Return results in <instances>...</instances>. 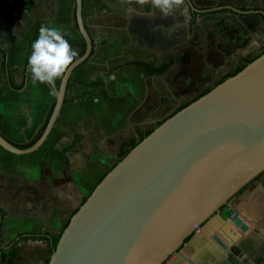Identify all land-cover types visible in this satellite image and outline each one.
<instances>
[{
	"label": "crops",
	"instance_id": "crops-1",
	"mask_svg": "<svg viewBox=\"0 0 264 264\" xmlns=\"http://www.w3.org/2000/svg\"><path fill=\"white\" fill-rule=\"evenodd\" d=\"M194 1L201 7L205 0ZM208 1L215 4L212 13L204 12L191 26L192 10L184 0L168 15L152 0H83L93 54L73 71L52 132L35 154L0 147L5 213L0 248L8 255L3 260L0 252V264H46L52 240L124 152L203 83H219L264 52V0ZM42 24L62 30L78 58L83 55L76 0H0V46L8 51V68L0 51V133L15 144H27L42 132L62 81L53 90L34 82L28 71L31 44ZM138 63L168 69L158 73ZM96 81L101 85H87ZM179 83L188 86L181 90ZM223 210L249 229L229 215L215 216L167 264H264L259 235L264 233V174ZM20 235L45 239L12 246Z\"/></svg>",
	"mask_w": 264,
	"mask_h": 264
},
{
	"label": "water",
	"instance_id": "water-1",
	"mask_svg": "<svg viewBox=\"0 0 264 264\" xmlns=\"http://www.w3.org/2000/svg\"><path fill=\"white\" fill-rule=\"evenodd\" d=\"M184 1L194 12L213 11ZM76 19L86 49L55 90L46 128L25 149L0 133L5 151L36 153L52 132L73 71L93 51L83 0H76ZM263 174L264 53L167 118L119 160L70 218L48 264H167L215 216L225 218L223 209Z\"/></svg>",
	"mask_w": 264,
	"mask_h": 264
},
{
	"label": "clouds",
	"instance_id": "clouds-1",
	"mask_svg": "<svg viewBox=\"0 0 264 264\" xmlns=\"http://www.w3.org/2000/svg\"><path fill=\"white\" fill-rule=\"evenodd\" d=\"M181 0H152L154 7L165 14L173 13ZM28 56V71L34 82L46 83L53 90L57 80H62L70 67L78 62V53L65 34L57 27L41 25L39 35L31 44Z\"/></svg>",
	"mask_w": 264,
	"mask_h": 264
},
{
	"label": "trees",
	"instance_id": "trees-1",
	"mask_svg": "<svg viewBox=\"0 0 264 264\" xmlns=\"http://www.w3.org/2000/svg\"><path fill=\"white\" fill-rule=\"evenodd\" d=\"M191 2L195 5V7L197 8V9H199V10H204V11H206V10H209V9H212L213 8V6L215 5L213 2H211V1H208V0H205V1H203L204 3V5H202L201 7L200 6H198V4L194 1V0H191ZM217 6V5H216ZM212 13V12H211ZM204 13H197V12H194V11H191V15H192V19H191V26H193V25H195L196 24V22H197V19L199 18V16H201V15H203ZM85 49H86V45H85V47H84V51L83 52H85ZM0 51L4 54V57H5V60H4V63H3V65H4V67L5 68H8V64H7V61H6V56H7V54H8V51L5 49V48H2L1 46H0ZM264 53V52H263ZM262 53V54H263ZM92 54H93V52H92ZM260 56V55H259ZM258 56V57H259ZM257 58V57H256ZM256 58H253V59H249V60H246L242 65H240L235 71H233L232 73H229L228 75H226L219 83H217L215 86H217L218 84H220V83H222L224 80H226L227 78H229V77H231V76H234V75H236L237 73H239L240 71H242L250 62H252V61H254ZM138 65H140V66H145V67H147V68H149V69H151L152 71H156V72H158V73H163L164 71H166L167 69H168V66H164V67H162V68H159V69H155V68H152L151 66H149V65H147V64H142V63H138ZM27 66H28V62H27ZM87 85H90V86H97V85H101V83L99 82V81H96V82H91V83H88ZM214 86V87H215ZM214 87H212V88H209V89H207L206 91H204L203 93H201L197 98H195L194 100H192V101H189V102H187V103H185V104H183V105H181L174 113H173V115L174 114H176L178 111H180V110H182L183 108H185L186 106H188L189 104H191L192 102H194L195 100H197V99H199L201 96H203V95H205V94H207L208 92H210ZM50 118V117H49ZM48 121H49V119H48ZM48 121L46 122V124H45V126H44V128H43V130H42V132L33 140V141H31V142H29V143H27V144H15L17 147H19V148H22V149H25V148H29V147H31L40 137H41V135H42V133H43V131H44V129L46 128V126H47V124H48ZM162 123V122H161ZM160 123V124H161ZM159 124V125H160ZM153 131V130H152ZM151 131V132H152ZM151 132H149L148 134H146V135H144V136H142L141 138H140V140H139V142H137L132 148H134L138 143H140L144 138H146ZM131 148V149H132ZM130 149V150H131ZM130 150H128V151H126V152H124L122 155H121V158H120V160L122 159V158H124L129 152H130ZM35 154V153H34ZM119 162V161H118ZM117 162V163H118ZM116 163V164H117ZM115 166V165H114ZM114 166L110 169V170H112L113 168H114ZM105 176H103V178H104ZM102 178V179H103ZM101 179V180H102ZM100 180V181H101ZM87 200V198H85L84 200H83V203L85 202ZM82 203V204H83ZM79 209V208H78ZM78 211V210H77ZM76 211V212H77ZM4 218H5V213H4V211L3 210H1L0 209V237H1V234H2V232H3V220H4ZM69 222H70V220L68 221V223L66 224V226H65V228L68 226V224H69ZM64 228V229H65ZM61 236V235H60ZM60 236H58V237H56L55 239H53L52 240V247H51V251H53L55 248H56V246H57V244H58V241H59V239H60ZM30 239H32V240H44L45 238H44V235H20L19 236V239H17V240H15L13 243H12V246H15V245H17L18 243H20V242H22V241H25V240H30ZM190 239V238H189ZM188 239V240H189ZM187 240V241H188ZM0 252H1V254H2V258H3V260L5 259V258H7V253H6V250L4 249V248H0ZM49 260H50V258L47 260V262H46V264H48L49 263Z\"/></svg>",
	"mask_w": 264,
	"mask_h": 264
},
{
	"label": "rangeland",
	"instance_id": "rangeland-1",
	"mask_svg": "<svg viewBox=\"0 0 264 264\" xmlns=\"http://www.w3.org/2000/svg\"><path fill=\"white\" fill-rule=\"evenodd\" d=\"M202 84V83H201ZM205 84V86H204V88H202V90H200V91H198V92H196L195 94L196 95H193L191 98H186L185 99V101H183L182 102V105L183 104H185V103H187V102H189V101H192V100H194L195 98H197L200 94L199 93H203L204 91H206L207 89H209V88H212V87H214L215 85H216V83H203L202 85H204ZM188 85H187V83H179V87L181 88V90L184 88V87H187ZM224 214L226 215V216H228V215H230V213H226V212H224ZM25 249H27V248H24V251H25ZM30 251V249H27V251L26 252H24V253H28ZM49 256V255H48ZM47 256V257H48Z\"/></svg>",
	"mask_w": 264,
	"mask_h": 264
},
{
	"label": "flooded vegetation",
	"instance_id": "flooded-vegetation-1",
	"mask_svg": "<svg viewBox=\"0 0 264 264\" xmlns=\"http://www.w3.org/2000/svg\"><path fill=\"white\" fill-rule=\"evenodd\" d=\"M216 84H217V83H216ZM195 93H196V92H195ZM195 93H193L192 96H193V95H196ZM199 94H201V93H199ZM192 96H190V98H191ZM192 98H193V97H192Z\"/></svg>",
	"mask_w": 264,
	"mask_h": 264
},
{
	"label": "bare ground",
	"instance_id": "bare-ground-1",
	"mask_svg": "<svg viewBox=\"0 0 264 264\" xmlns=\"http://www.w3.org/2000/svg\"><path fill=\"white\" fill-rule=\"evenodd\" d=\"M231 223V222H230ZM232 224V223H231Z\"/></svg>",
	"mask_w": 264,
	"mask_h": 264
}]
</instances>
